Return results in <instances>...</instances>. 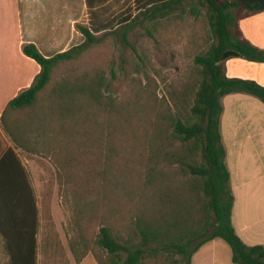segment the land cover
I'll use <instances>...</instances> for the list:
<instances>
[{
  "label": "trees",
  "instance_id": "trees-1",
  "mask_svg": "<svg viewBox=\"0 0 264 264\" xmlns=\"http://www.w3.org/2000/svg\"><path fill=\"white\" fill-rule=\"evenodd\" d=\"M198 1L208 11L209 45L194 59L185 100L176 92L172 100L159 97L147 73L148 82L139 80L133 100L123 103L106 95L104 69L68 76L63 68L108 35L86 26H77L82 44L53 57L23 45L41 70L0 116L12 143L0 133V237L8 264H38L39 254V203L19 151L53 159L71 196L76 264L90 253L98 264H191L216 238L230 246L234 264H264V245L248 246L232 224L235 196L221 131L224 96L244 93L264 104V86L226 74L230 58L264 63V49L239 27L242 18L264 11V0ZM186 3L153 4L140 11L139 22L153 36ZM138 20L112 32L136 53L128 36ZM110 71L115 75V65ZM130 142L140 147L135 159L123 154Z\"/></svg>",
  "mask_w": 264,
  "mask_h": 264
},
{
  "label": "crops",
  "instance_id": "crops-1",
  "mask_svg": "<svg viewBox=\"0 0 264 264\" xmlns=\"http://www.w3.org/2000/svg\"><path fill=\"white\" fill-rule=\"evenodd\" d=\"M163 1L0 0V116L41 70L23 53L24 44L33 43L45 57H53L84 42L78 25L100 35L129 21L135 12ZM239 27L246 39L264 49V11L242 18ZM226 74L264 86V63L230 58ZM225 99L229 114L222 117L221 131L227 158L243 154L253 160L245 165L227 160L235 196L232 224L248 246L264 245V104L244 93L229 94ZM0 133L11 146L1 125ZM37 243L39 246L40 229ZM89 259L87 255L81 264ZM191 264H234L232 250L223 239H213L194 253Z\"/></svg>",
  "mask_w": 264,
  "mask_h": 264
},
{
  "label": "rangeland",
  "instance_id": "rangeland-1",
  "mask_svg": "<svg viewBox=\"0 0 264 264\" xmlns=\"http://www.w3.org/2000/svg\"><path fill=\"white\" fill-rule=\"evenodd\" d=\"M135 16H138L139 20L130 30L128 38L137 49V53L129 46H122L118 42L119 35H112L115 30L122 31L120 25L102 33L108 34L103 42L90 48L80 60L71 66H65L63 70L69 71L68 76H70L86 73L87 70L101 71L104 69L107 79L104 91L106 95L112 96L121 103L134 97L139 80H143V84L148 82L146 73L152 78V83L156 84L155 89L159 97L172 100L176 92L180 100L187 99L183 94L190 90L191 82L195 79L194 59L209 45L207 8L199 5L198 0H187L185 8L179 9L173 17L164 19L153 36H150L146 30L147 24H140V20L144 19L140 12H135L129 20H133ZM139 56L145 63L140 61ZM111 65H115V75L110 71ZM225 97L227 96L222 98V117L229 114ZM189 98L188 101L192 103L193 97L189 95ZM256 100L259 99L256 98ZM182 105L186 104L182 102ZM129 145L123 154L127 159H135L140 147L131 145V142ZM123 154L122 150L121 152L119 150V155ZM19 156L31 176L39 203L38 264H76L70 249V240L75 235L71 225L73 217L70 206L71 196L58 182L53 159L40 154H27L23 151H19ZM228 158L229 162L236 165L253 163L252 156L243 154H231ZM93 226L94 231L98 230V227L96 229L95 225ZM88 255L91 261L87 264H97L93 254ZM0 264H8V254L1 237Z\"/></svg>",
  "mask_w": 264,
  "mask_h": 264
}]
</instances>
